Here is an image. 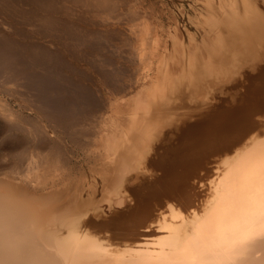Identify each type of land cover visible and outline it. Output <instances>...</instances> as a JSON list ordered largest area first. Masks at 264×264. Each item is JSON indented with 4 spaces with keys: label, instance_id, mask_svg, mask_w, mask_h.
<instances>
[{
    "label": "bare ground",
    "instance_id": "bare-ground-1",
    "mask_svg": "<svg viewBox=\"0 0 264 264\" xmlns=\"http://www.w3.org/2000/svg\"><path fill=\"white\" fill-rule=\"evenodd\" d=\"M0 264H264V0H0Z\"/></svg>",
    "mask_w": 264,
    "mask_h": 264
},
{
    "label": "rangeland",
    "instance_id": "rangeland-1",
    "mask_svg": "<svg viewBox=\"0 0 264 264\" xmlns=\"http://www.w3.org/2000/svg\"><path fill=\"white\" fill-rule=\"evenodd\" d=\"M0 75H1V74H0ZM0 80H3V77H2V76H0ZM1 82H2V81H0V84H1ZM0 96H1V94H0Z\"/></svg>",
    "mask_w": 264,
    "mask_h": 264
}]
</instances>
